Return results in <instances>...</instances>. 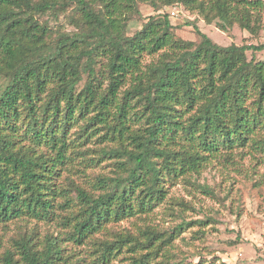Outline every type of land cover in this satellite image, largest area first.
Listing matches in <instances>:
<instances>
[{"label":"trees","instance_id":"1","mask_svg":"<svg viewBox=\"0 0 264 264\" xmlns=\"http://www.w3.org/2000/svg\"><path fill=\"white\" fill-rule=\"evenodd\" d=\"M140 4L156 13L127 35ZM177 5L264 29V0H0V264H215L178 256L188 205L169 188L264 168V43L221 46L192 21L199 40L181 39Z\"/></svg>","mask_w":264,"mask_h":264},{"label":"rangeland","instance_id":"2","mask_svg":"<svg viewBox=\"0 0 264 264\" xmlns=\"http://www.w3.org/2000/svg\"><path fill=\"white\" fill-rule=\"evenodd\" d=\"M163 10L168 13L172 25L176 26V34L184 40L195 42L199 40L193 27L186 24L187 21H192L221 46L231 43H264V29L254 36L237 26L221 31L213 22L205 23L200 17L189 13L180 5L169 6ZM139 11V18L132 19L128 23L127 35L139 30L147 17L156 13L148 4H140ZM67 15L68 13L62 14L58 23L62 29L73 31L74 24L64 18ZM55 24L59 28L58 24ZM249 57L250 52L247 54V58ZM255 58L264 59V50L255 53ZM5 83V79H0V88ZM98 171L99 168L94 167L92 173L96 174ZM197 179L199 183L210 187L213 194H206L194 187H189V190L182 183L169 188L170 196L175 198L174 200L183 199L188 205L184 218L190 224L180 234L185 238L175 240L178 256H186L187 262L191 263L203 259L214 260L215 264H236L237 261L240 264H264V168L249 163L247 159L239 166L208 167ZM80 181L83 180L79 179ZM199 220H205L203 227L194 223ZM120 224L128 223L122 221ZM171 225H174V222L164 224V226ZM47 226L42 225L44 230L48 229ZM197 229H203L205 235L192 239L191 231Z\"/></svg>","mask_w":264,"mask_h":264}]
</instances>
